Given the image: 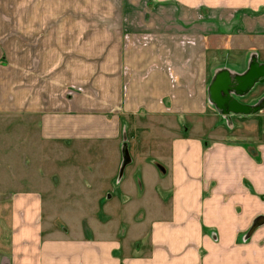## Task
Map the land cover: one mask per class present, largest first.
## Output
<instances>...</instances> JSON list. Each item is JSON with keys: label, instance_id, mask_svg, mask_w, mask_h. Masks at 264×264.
<instances>
[{"label": "crops", "instance_id": "1", "mask_svg": "<svg viewBox=\"0 0 264 264\" xmlns=\"http://www.w3.org/2000/svg\"><path fill=\"white\" fill-rule=\"evenodd\" d=\"M232 79L237 93L223 88ZM263 83L264 0H0V124L24 136L27 161L94 148L120 167L133 118L171 138L168 206L157 198L161 216L139 243L104 226L142 225L127 205L73 224L102 225L100 235L43 232L29 187L7 195L0 264H264V90L248 88ZM223 100L260 130L210 142L173 135L179 119L221 117ZM112 171L109 189L122 177Z\"/></svg>", "mask_w": 264, "mask_h": 264}, {"label": "rangeland", "instance_id": "2", "mask_svg": "<svg viewBox=\"0 0 264 264\" xmlns=\"http://www.w3.org/2000/svg\"><path fill=\"white\" fill-rule=\"evenodd\" d=\"M218 79L215 77L210 83L211 99H214L216 94ZM231 81L232 83L227 85L223 82V88L237 93L236 86L240 81L234 79ZM253 87L254 90H264V83L248 86V88ZM224 104L225 100L223 105L217 102L221 117L209 116L211 114L207 113L202 117V124L197 119L196 122L191 119H179L181 130L179 127H172L173 135H180L185 130L210 142L213 137L229 140L242 133H249V127V130L254 129L256 133L260 130L255 123L260 120L235 118ZM138 122H140L139 118L131 119L130 131L127 129L123 137L127 145L122 152V162L120 167L114 165L115 167L112 168L111 164L114 160L112 155L94 148L76 149L77 151L51 149L42 164H32L25 158L28 157V152L24 148L26 140L24 136L13 133L8 126L0 124V193L7 192L4 195L6 197L0 199V249H5L8 243L11 199L7 195L12 190H29V187H33L30 189L37 191L41 196L43 232L56 227L55 232L60 235L66 232L77 235L83 231L89 232L90 235L91 232L100 235L104 233L101 230L102 225L73 224L78 223L80 219L91 217L88 215L91 212L104 216L108 215L113 207L121 209L127 205V209L135 210V216L142 218L140 221L142 225H133L134 220L130 218L129 222L125 220V224L128 225L104 226L110 229L111 234L119 236L123 242L139 243L142 240L139 239L140 236L150 227L145 224L161 216L153 212L158 202L157 198L163 202L161 205L163 208L168 206L167 161L171 138L166 133H158L151 128L142 131L138 129ZM191 123L194 127H198L199 124L201 128L193 130ZM37 152L38 150L34 151V157L40 162L41 157ZM118 168L121 169L120 172ZM112 169L111 174H115V182L119 174L122 177L117 186L109 189L105 177ZM26 177L31 180L26 181ZM107 195H111L109 200L104 199ZM116 198L119 202L115 201ZM122 199L125 201L123 205ZM139 211L142 213L139 214ZM53 220L55 221L53 224L57 222L61 225H47Z\"/></svg>", "mask_w": 264, "mask_h": 264}, {"label": "water", "instance_id": "3", "mask_svg": "<svg viewBox=\"0 0 264 264\" xmlns=\"http://www.w3.org/2000/svg\"><path fill=\"white\" fill-rule=\"evenodd\" d=\"M249 82H252V80L250 79V80H248ZM248 83V82H247ZM231 110H233V111H237V109H232V107L230 108ZM230 109H228L229 111H230Z\"/></svg>", "mask_w": 264, "mask_h": 264}]
</instances>
